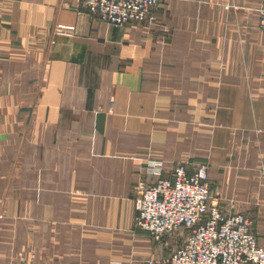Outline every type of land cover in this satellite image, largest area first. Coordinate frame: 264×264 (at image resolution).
I'll return each instance as SVG.
<instances>
[{"label": "crops", "instance_id": "crops-1", "mask_svg": "<svg viewBox=\"0 0 264 264\" xmlns=\"http://www.w3.org/2000/svg\"><path fill=\"white\" fill-rule=\"evenodd\" d=\"M176 2L162 0L156 24L115 26L91 16L84 0H0V146L42 150L44 203L57 188L61 204L105 199L100 219L113 234L107 244L120 246L109 254L114 262L130 264L132 249L143 264L160 262L186 236L156 242L133 229L134 185L146 178L149 159L162 161L165 177L180 163L208 162L224 209L235 200L247 214L254 203L245 196L258 166L253 147L264 142L255 95L264 85H248L237 67L245 56L228 50L242 36L264 48L263 0ZM60 25L75 30L62 33ZM0 157L2 173L10 162ZM255 232L264 247V223ZM10 252L0 245V264Z\"/></svg>", "mask_w": 264, "mask_h": 264}, {"label": "rangeland", "instance_id": "rangeland-1", "mask_svg": "<svg viewBox=\"0 0 264 264\" xmlns=\"http://www.w3.org/2000/svg\"><path fill=\"white\" fill-rule=\"evenodd\" d=\"M175 1L187 4V0ZM188 15L190 14L185 17ZM157 22H160L159 17L149 21L150 24ZM171 31L170 29L168 34H171ZM186 47L190 51V45L181 46L182 49H186ZM192 48L191 46V50ZM231 51L235 56H245L241 62H237V67L244 70L243 80L248 85L254 81L264 85V76L257 78L246 73L264 70V48L249 45L245 37L242 36L241 43L237 45V48L228 50V53ZM185 52V50H181L179 55L185 56ZM246 56H259V58L254 62L253 58L247 59ZM220 63L224 65L225 62L220 59ZM255 95L258 98L257 114L262 122L260 124L262 128L257 130V134L263 133L261 139L264 140V88ZM18 145V150H13V152L10 142H2V146H0V154H3L4 161L10 162L9 165L4 164V171L0 173V186L1 184L7 185V187H0V245L4 250L7 247L8 251H13L1 253V260L6 264H127L122 261L114 262L109 257L112 252H120L117 250L120 246L107 244L113 234L107 230V221L100 219L104 216V211L107 208L105 199L100 197L99 201L104 202L92 206L61 204L58 203L60 189L57 188L51 189L54 192L51 195V203H44L41 186L43 152L41 149H26L25 146L20 145V142ZM253 150L258 166L252 173L250 182L252 188L249 189L248 197L245 196V198L249 203L254 201L246 215L251 219L255 230L257 226L260 227L264 223V142L253 147ZM51 171V179H55L57 174L53 171L52 166ZM15 183L19 187L15 185L11 187ZM28 183L33 184L34 187L25 188L24 185ZM63 196L64 200H69V197L72 200L86 198L84 192H80L78 195H71L67 192L68 198L64 194ZM241 208V203L232 200L231 210L237 212L245 210ZM133 229L138 230L135 227V220ZM116 238L118 237L114 239ZM130 255L134 257L129 261L130 264H133L131 262L143 264V260L139 259L138 261V256H134L133 249ZM149 261H146L145 264H149ZM154 264L165 263L163 260L160 262L155 260Z\"/></svg>", "mask_w": 264, "mask_h": 264}, {"label": "built area", "instance_id": "built-area-1", "mask_svg": "<svg viewBox=\"0 0 264 264\" xmlns=\"http://www.w3.org/2000/svg\"><path fill=\"white\" fill-rule=\"evenodd\" d=\"M162 0H84L88 13L115 26L156 19ZM264 28V0L260 8ZM74 26L60 25L71 33ZM208 162L180 163L164 176L163 163L149 159L146 178L134 185L135 227L162 242L185 232L184 241L163 259L166 264H264L260 245L248 215L224 209L215 195ZM152 180L149 181L148 179ZM150 260L149 264H154Z\"/></svg>", "mask_w": 264, "mask_h": 264}]
</instances>
